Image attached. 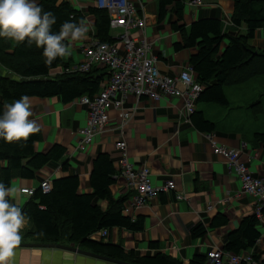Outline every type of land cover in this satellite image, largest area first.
Listing matches in <instances>:
<instances>
[{
	"label": "crops",
	"instance_id": "1",
	"mask_svg": "<svg viewBox=\"0 0 264 264\" xmlns=\"http://www.w3.org/2000/svg\"><path fill=\"white\" fill-rule=\"evenodd\" d=\"M61 1L68 2L75 10L85 14L84 20L89 28L86 39L66 41L70 45L71 55L64 57L63 62L74 69L83 59L82 48L97 42L94 19L87 14L88 9L94 8L95 0H58ZM134 1L138 3L137 10L145 16L146 26L140 36L149 43L150 52L157 59L159 72L166 76H175L183 69L189 68V57L196 52L195 49H175V46L182 42L180 33L172 28L175 23L188 28L195 21L215 18L224 23L225 32L229 35L243 34L246 30L244 26L234 28L230 22L232 0H202L203 5L200 7L189 5L190 0H172V3L166 6L165 17L161 22L158 21L160 0ZM178 1L183 3L181 21L177 20L175 9V2ZM131 33L139 35L136 30ZM250 45L264 51L261 30L255 32ZM224 46L225 43L222 44V47ZM76 55L80 60L75 66ZM92 68L98 70V76H103L102 85L107 79L106 69L98 66ZM61 72V68H57L50 76L54 77ZM0 74H4L1 67ZM256 80H261V85L264 86V76L255 77L240 85L248 86ZM240 85H235L238 88L229 86L236 89L224 87L226 99L225 89L228 92L239 90ZM258 93L263 96L264 87H260ZM31 98V119L37 121L41 129V139L34 144V151L45 153L54 145H59L65 153L60 161L50 162L39 170L34 179L16 176L11 180L9 187L14 188L15 193L9 200L19 208L25 206L30 198L21 194L20 189L36 190L43 180L51 183L60 178L78 177L77 194H89L92 162L98 154L105 153L109 155L117 174L115 183L110 186L113 198L124 197L126 201L122 211L128 208L124 215L131 218L142 217L144 229L138 233L118 228L104 229L108 233L107 236L99 239L103 230L94 232L91 235L100 233L93 241L117 245L125 253L133 252L141 257L161 253L188 264L193 256H205L211 249H222L227 234L238 228L244 217L254 214L255 201L242 194L239 178L229 169L228 164L212 154V144L208 136H211L218 146L239 150L241 160L247 163L249 171L256 177L264 178V143L255 137V134L264 133V121L256 118L254 122L258 123L257 125L253 126L255 123H251L247 129H238L237 125L231 123L239 119H230L229 110H225L230 104L228 99V105L225 106L196 102L195 111L214 125L211 132H206L192 123V114L186 116L182 112V103L177 98L161 97L151 101L145 97L136 99L129 96L124 104V108L130 111L128 121L121 123L119 114L111 111L106 130L95 135L84 151H79L76 131L86 125L85 107L79 104L77 99L64 104L58 97ZM10 104L12 103L5 105ZM254 104L238 111L244 112ZM258 112L263 111L260 108ZM249 118L247 115L244 122H249ZM119 140L125 142L127 156L132 163L149 168V178L154 186L158 187L172 180L175 190L169 194H160L156 199H151L141 206H133L130 201L136 193L126 187L124 178L119 175L120 152L115 148V143ZM64 161L68 163L67 171L61 168ZM176 195H182L184 199L177 201ZM95 204L102 210L107 207L106 201L103 200H96ZM218 215L226 219V224L219 223L212 227V220ZM197 223L203 224L207 232L204 237L193 239L190 230ZM32 229V224L27 220L20 233V244H39L34 238L26 237V233ZM257 229L260 233L264 232V210ZM90 236L89 239L92 240ZM62 245L70 244L64 241ZM73 246L84 250L77 245ZM253 252L261 261L264 260L261 241L256 244ZM12 264L116 263L64 249L19 246L15 249Z\"/></svg>",
	"mask_w": 264,
	"mask_h": 264
},
{
	"label": "trees",
	"instance_id": "2",
	"mask_svg": "<svg viewBox=\"0 0 264 264\" xmlns=\"http://www.w3.org/2000/svg\"><path fill=\"white\" fill-rule=\"evenodd\" d=\"M232 1L230 22L234 28L244 26L246 30L243 34H227L224 23L215 18L195 21L188 28L176 23L172 26L182 39L175 49L196 50L189 57L188 66L203 87L197 103L228 105L224 87L240 85L255 77L264 76V51L250 45L257 30H261L264 39V0ZM35 2L44 11L54 14L56 23L51 29L54 34L60 31L66 21L78 22L85 19V14L75 10L66 1ZM170 3L172 0L159 1V22L164 19L165 8ZM175 9L177 20L181 21L183 3L175 2ZM87 14L94 19L97 42H113L106 11L90 8ZM224 43L225 46L222 47ZM0 67L4 71V74H0V115L6 103H14L24 95L58 97L62 103L67 104L82 96H93L103 82V76H98L95 68L87 73L63 72L52 77L50 73L57 68L69 67L64 64L63 58H57L50 70L43 56V48H38L35 43L16 42L3 37H0ZM190 120L200 130H213L214 125L199 112L195 111ZM255 137L264 143V133L255 134ZM40 139V132L30 137L26 144H9L0 139V183L9 187L16 176L32 180L48 163L61 160L65 150L59 145H54L45 153L35 152L33 142ZM61 168L67 171L68 163L64 161ZM116 175L109 155L100 153L92 162L89 194H77L79 180L74 176L51 181L48 193H42L37 188L25 206L20 208L33 226L26 237L34 238L39 244L62 245L65 241L94 254L130 264H184L161 253L141 257L133 252L125 253L120 246L89 239L92 233L104 229L118 228L130 233H138L144 229L142 217L131 218L124 215L122 208L126 199L113 198L110 186L115 183ZM96 200L106 201V209L102 210L96 205ZM220 217L218 215L212 220V227L219 223L226 224V219ZM259 223L254 214L244 217L238 228L227 234L222 250L232 254L252 251L253 256L258 259V255L253 252L254 247L261 241L264 248V232L258 231ZM206 232V227L197 223L191 228L190 236L193 239L202 238ZM188 264H207L206 255L193 256ZM261 264H264V260Z\"/></svg>",
	"mask_w": 264,
	"mask_h": 264
},
{
	"label": "built area",
	"instance_id": "3",
	"mask_svg": "<svg viewBox=\"0 0 264 264\" xmlns=\"http://www.w3.org/2000/svg\"><path fill=\"white\" fill-rule=\"evenodd\" d=\"M189 5L200 7L203 2L190 0ZM137 6L138 3L134 0H95L94 8L106 11L108 15L113 42L89 43L82 48L83 59L74 69L61 68V73H87L93 66L107 71V79L96 94L78 99V103L85 107L87 113L86 125L76 131L79 151H84L95 135L106 130L111 111L119 114L121 123L128 121L130 111L124 108V104L129 96L136 99L145 97L151 101L161 97L177 98L181 101V110L186 116L195 111L202 85L190 68L183 69L172 77L159 72L157 59L151 54L149 43L140 36L146 23L145 16L137 10ZM132 30L138 31L139 35H133ZM208 139L212 144V154L222 158L239 178L242 194L255 201L254 215L260 221L264 209V178L256 177L249 171L247 163L241 160L239 150L218 146L211 136ZM115 148L120 152L119 175L124 178L126 187L136 193L130 201L133 206H141L160 194H169L175 190L172 180L161 186H154L149 178V168L136 166L128 159L123 140L117 141ZM39 188L42 193H48L51 189L50 182L41 181ZM34 191L32 188L20 189L21 194L29 197ZM175 199L180 201L184 197L176 195ZM99 233L91 235L90 238L95 240ZM107 234L103 230L98 238H105ZM205 255L207 264H261V259H256L252 251L232 254L222 249H211Z\"/></svg>",
	"mask_w": 264,
	"mask_h": 264
},
{
	"label": "clouds",
	"instance_id": "4",
	"mask_svg": "<svg viewBox=\"0 0 264 264\" xmlns=\"http://www.w3.org/2000/svg\"><path fill=\"white\" fill-rule=\"evenodd\" d=\"M55 23L54 14L44 11L35 0H0V37L35 43L38 48H43L50 70L57 58L71 55L66 41L86 39L89 31L85 20L81 19L78 22L66 21L54 34L51 29ZM31 108L32 98L27 95L5 105L0 115V139L9 144H26L30 137L39 133L40 125L31 119ZM14 193V188L0 183V264H12L15 249L22 239L20 233L27 223L26 215L8 199Z\"/></svg>",
	"mask_w": 264,
	"mask_h": 264
},
{
	"label": "rangeland",
	"instance_id": "5",
	"mask_svg": "<svg viewBox=\"0 0 264 264\" xmlns=\"http://www.w3.org/2000/svg\"><path fill=\"white\" fill-rule=\"evenodd\" d=\"M79 57L76 55L74 59L75 66L79 62ZM261 80H256L254 82H250L248 86H241L239 87V90H231L227 92V99L230 102L229 106L225 108L226 111L229 112L230 119L236 118L239 119L237 122H232V125H237L238 129H247L249 127V124L255 123L256 118H259V120L264 121V95L260 96L261 94L258 93L260 87H264L261 85ZM236 87V86H234ZM234 87H228L229 89H236ZM255 103V104H254ZM254 104L251 108L245 109L244 112H239L238 110H244V108H248V106H251ZM262 109L263 112H258L259 109ZM247 115L250 117L249 122H244ZM252 116V117H251ZM255 121V122H254ZM244 122V123H240ZM258 123H255L253 126L257 125Z\"/></svg>",
	"mask_w": 264,
	"mask_h": 264
},
{
	"label": "water",
	"instance_id": "6",
	"mask_svg": "<svg viewBox=\"0 0 264 264\" xmlns=\"http://www.w3.org/2000/svg\"><path fill=\"white\" fill-rule=\"evenodd\" d=\"M19 246L64 249L67 251L76 252L79 254H83V255H87V256H91V257H95V258H99V259H103V260H107V261H111V262L116 263V264H130V263H126V262H122V261H118V260H113V259H110V258H107L104 256H100V255L94 254V253L86 251V250H81L79 248H75L73 245L66 246V245H53V244H20Z\"/></svg>",
	"mask_w": 264,
	"mask_h": 264
}]
</instances>
